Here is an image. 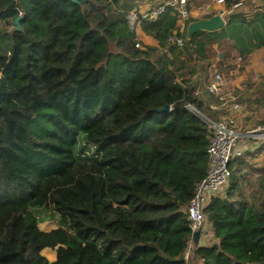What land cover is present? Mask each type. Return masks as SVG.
<instances>
[{
    "label": "trees",
    "instance_id": "1",
    "mask_svg": "<svg viewBox=\"0 0 264 264\" xmlns=\"http://www.w3.org/2000/svg\"><path fill=\"white\" fill-rule=\"evenodd\" d=\"M135 1L0 0V264H186L211 130L190 107L207 114L193 55L168 42L177 14L143 18L159 46L138 47ZM240 169L205 208L217 241L195 264H264V195Z\"/></svg>",
    "mask_w": 264,
    "mask_h": 264
},
{
    "label": "crops",
    "instance_id": "2",
    "mask_svg": "<svg viewBox=\"0 0 264 264\" xmlns=\"http://www.w3.org/2000/svg\"><path fill=\"white\" fill-rule=\"evenodd\" d=\"M238 1L189 0V17L181 19L177 16V27L173 30V33L180 34L187 40L190 39L188 26L191 22L211 18L216 14H221L225 18L223 28L206 31L197 37L195 44L177 48V51L182 59L193 55L187 70L195 81L194 93L202 98L203 108L212 113L215 120L232 112L233 104H240V109L232 113L237 118V130L242 134L241 145L245 149V154L232 162V171L239 165L242 170L241 165L244 163L251 162L256 168L264 164V0L256 6L244 3L241 7L235 8L234 5ZM155 2L136 0L127 14L130 25V15H135L138 21L135 29L136 42L159 46L158 39L149 35L142 26V19H148L146 15ZM174 13L172 11L173 15ZM163 17L165 18V16L159 18ZM159 18L157 20H160ZM131 29L133 30L132 25ZM217 73L224 76L221 90L224 100L208 90V81ZM261 126L263 129H259ZM251 132L255 133L250 134ZM262 173L263 171H260L259 174ZM229 187L230 184L225 188L222 197L226 196ZM39 225L45 231L57 228L55 226L46 229ZM204 232L214 233L210 222L206 223ZM213 241L211 242L206 234H202L199 244L206 245L215 242ZM56 258L57 251L51 261Z\"/></svg>",
    "mask_w": 264,
    "mask_h": 264
},
{
    "label": "built area",
    "instance_id": "3",
    "mask_svg": "<svg viewBox=\"0 0 264 264\" xmlns=\"http://www.w3.org/2000/svg\"><path fill=\"white\" fill-rule=\"evenodd\" d=\"M154 1H156L154 6L146 15L151 21H156L169 10L175 12L181 19H187L190 15L188 7L189 0ZM218 1L225 2L226 0ZM260 1L261 0H239L234 6L238 8L244 3H250L256 6ZM20 14L22 15V12ZM130 21L133 30H135L138 25L136 16L130 15ZM168 42L177 46V48H183L186 45V39L179 36L177 33L172 34ZM136 46H141L140 41L136 42ZM223 78V74H215L208 81V90L211 94L220 96L224 100L221 94ZM215 109H217L216 106ZM232 109V112L239 110L240 104H233ZM232 112H229L218 120H212L210 118L206 120L211 130L208 145L210 164L207 175L195 185L194 196L186 207L190 220V228L192 230L184 255L186 264H195L194 255L198 245L194 241V232L201 231V236L202 234H206L211 242L213 240L216 242L217 239L214 233L204 232L207 223L205 208L212 197H222L224 195L225 188L230 184L232 179V162L237 158H242L245 154V149L241 145L242 134L237 130V118ZM259 129H263V127L261 126ZM253 133L255 132H251L250 134Z\"/></svg>",
    "mask_w": 264,
    "mask_h": 264
},
{
    "label": "rangeland",
    "instance_id": "4",
    "mask_svg": "<svg viewBox=\"0 0 264 264\" xmlns=\"http://www.w3.org/2000/svg\"><path fill=\"white\" fill-rule=\"evenodd\" d=\"M116 50V49H115ZM191 109L194 110L196 113L201 115L205 120H207V116L214 117V115L207 110L205 112L207 113L206 115L197 110L195 107L191 106ZM213 120V119H212ZM244 169L247 171L239 170L240 174V185L241 189L246 193V194H253L254 192H260V195H264V164L260 165L259 168L254 167V164L249 162V163H244L241 165ZM260 171H263L262 174H259ZM42 228L50 229L51 227L57 226V222L53 219L47 218L46 222L43 221L40 223ZM57 251V247H44L42 249V254L43 257L48 258L49 260L54 258L55 252Z\"/></svg>",
    "mask_w": 264,
    "mask_h": 264
},
{
    "label": "water",
    "instance_id": "5",
    "mask_svg": "<svg viewBox=\"0 0 264 264\" xmlns=\"http://www.w3.org/2000/svg\"><path fill=\"white\" fill-rule=\"evenodd\" d=\"M22 18V15H19L15 18L14 23L17 25V27L20 29V20ZM226 21L225 18L221 14H216L212 16L211 18H204L199 19L194 22H191L188 26V37L191 38L195 33L203 30V31H216L218 29H221L224 27ZM162 111L171 110L170 105H166ZM194 241L197 245L200 243L201 238V231H196L193 234Z\"/></svg>",
    "mask_w": 264,
    "mask_h": 264
}]
</instances>
